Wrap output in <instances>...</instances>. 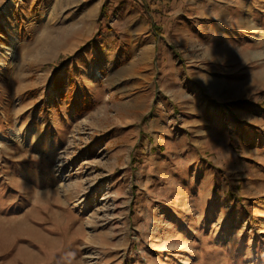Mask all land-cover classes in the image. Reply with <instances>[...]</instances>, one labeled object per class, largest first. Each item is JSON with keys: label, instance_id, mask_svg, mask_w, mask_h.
Instances as JSON below:
<instances>
[{"label": "rangeland", "instance_id": "1", "mask_svg": "<svg viewBox=\"0 0 264 264\" xmlns=\"http://www.w3.org/2000/svg\"><path fill=\"white\" fill-rule=\"evenodd\" d=\"M0 264H264V0H0Z\"/></svg>", "mask_w": 264, "mask_h": 264}, {"label": "crops", "instance_id": "2", "mask_svg": "<svg viewBox=\"0 0 264 264\" xmlns=\"http://www.w3.org/2000/svg\"><path fill=\"white\" fill-rule=\"evenodd\" d=\"M114 52H115V48L113 46H111V41H110V55H108L107 58H103V60L101 61V65L104 66L109 71L107 73V76H108L107 96H110L111 95V90H110V88H111V82L110 81L114 79V78H110V75L115 76L117 74V72L115 71V69H113L115 67V63L117 62V59L115 58L117 56L114 55L115 54ZM111 69H112V72H110ZM117 79H119V77ZM117 79L115 78V81ZM118 81L119 80H117L115 83L117 84ZM71 99H74V96H72Z\"/></svg>", "mask_w": 264, "mask_h": 264}, {"label": "trees", "instance_id": "3", "mask_svg": "<svg viewBox=\"0 0 264 264\" xmlns=\"http://www.w3.org/2000/svg\"><path fill=\"white\" fill-rule=\"evenodd\" d=\"M92 107H93V104L91 102H81L80 105H78V108L76 110L77 112H83L86 110H90Z\"/></svg>", "mask_w": 264, "mask_h": 264}, {"label": "bare ground", "instance_id": "4", "mask_svg": "<svg viewBox=\"0 0 264 264\" xmlns=\"http://www.w3.org/2000/svg\"><path fill=\"white\" fill-rule=\"evenodd\" d=\"M42 42H44V44H46V45H47V44H48V45H54L56 41H55V40H45V41L42 40ZM135 65H136V64H134V65L130 68V71H131V72L136 71V67H135ZM98 71H99V70L97 69V72H98ZM51 238H52V237H48V236H46V235L44 236V239L51 240ZM30 254H32V253H30Z\"/></svg>", "mask_w": 264, "mask_h": 264}]
</instances>
